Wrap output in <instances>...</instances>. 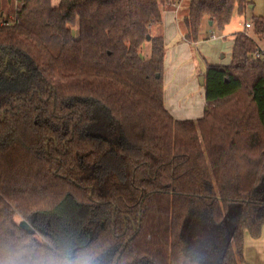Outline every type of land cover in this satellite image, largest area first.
Masks as SVG:
<instances>
[{
	"label": "trees",
	"instance_id": "1",
	"mask_svg": "<svg viewBox=\"0 0 264 264\" xmlns=\"http://www.w3.org/2000/svg\"><path fill=\"white\" fill-rule=\"evenodd\" d=\"M6 2L0 264H242L245 232L264 227V60L253 55L264 14L233 34L228 64H206L202 114L178 119L164 104V39L150 36L174 0ZM249 4L189 0L184 40ZM92 101L117 137L87 133ZM207 226L227 235L215 261L188 248Z\"/></svg>",
	"mask_w": 264,
	"mask_h": 264
},
{
	"label": "rangeland",
	"instance_id": "2",
	"mask_svg": "<svg viewBox=\"0 0 264 264\" xmlns=\"http://www.w3.org/2000/svg\"><path fill=\"white\" fill-rule=\"evenodd\" d=\"M56 1L54 0V2ZM2 3L7 12L13 10L11 3L6 2V0H2ZM184 4H188V0H185ZM250 5L242 14L236 11L233 12L231 21L225 27L226 32L236 31L244 23V20H251L252 15L264 14V0H252L253 8H250ZM182 25L181 23L179 26L180 30H183ZM70 26L72 33L77 36L78 23L76 22ZM157 27H159V30L162 29V26ZM246 30L251 33L249 29ZM223 32V29H219L216 25H209L204 19L197 43L189 45L188 50L186 48L187 54L180 56L177 62L175 56L170 55L173 51L175 52L176 48L167 44V56L163 70L164 91L167 102H171L170 105H176L175 117H179L178 119H196L200 116L198 112L194 113L190 108L193 104H196L195 101L200 97L203 90L199 78L205 72L206 64H228L230 62L232 38L230 34L225 35ZM211 34H214L215 37L212 38ZM255 38L259 45H264V40ZM177 40L179 38H174V43ZM145 52V45H143L141 55L144 56ZM171 62H174L172 66ZM91 105V122L87 128V133H94L95 135L111 138V140L113 137H117V124L111 119L106 108L99 106L94 101L91 102ZM16 220L21 222L18 217H16ZM26 224L32 228L35 226L30 223ZM187 238L189 251L208 261H215L219 258L221 255L219 248L227 241V235L224 232H217L216 228L211 226H207L206 232L192 231V233L187 234Z\"/></svg>",
	"mask_w": 264,
	"mask_h": 264
},
{
	"label": "crops",
	"instance_id": "3",
	"mask_svg": "<svg viewBox=\"0 0 264 264\" xmlns=\"http://www.w3.org/2000/svg\"><path fill=\"white\" fill-rule=\"evenodd\" d=\"M174 1L177 2V5L173 6L172 4H169L162 8L161 20L160 22L151 26L150 36L161 35L164 39L165 47H167V44H170V47L176 48L175 52L173 51L172 53H170V55L171 56L174 55L176 58L175 61L177 62L180 56H184L187 54L188 47H190L189 45L191 44H189L183 38L184 28L183 30L179 29V26L182 23L183 16L187 12L188 4L186 5L184 4L185 0H174ZM250 8H253L252 4ZM246 21L244 20V22ZM157 26H162V29L159 30V27ZM225 27L223 29L224 30L223 34L225 35L230 34L231 38L233 37V34L237 31H247L244 27V23L240 27H238L236 31H233L231 33L226 32ZM174 38H177V39L179 38V40H177V42L174 43ZM143 45H145V50H146L144 57L147 58L150 56L149 40L145 41L142 44V46L140 47V53H141V49L143 48ZM166 56H167V49L165 52L164 63L166 62ZM174 62H171L172 63L171 66L173 65ZM201 88L203 89L202 85H201ZM202 101H204V90H202L200 97L196 99L195 101L196 106L194 104L191 106L190 108L191 111L193 110L194 113L198 112V114L201 115L203 112L204 106H205V101L203 102V104H202ZM164 104L175 117L176 105L175 104L170 105L171 102H167V99L165 97V91H164ZM176 118H179V117H176ZM243 258H244V262L242 264H264V227H262L261 234L258 238H252L248 234V232H245L244 246H243Z\"/></svg>",
	"mask_w": 264,
	"mask_h": 264
},
{
	"label": "built area",
	"instance_id": "4",
	"mask_svg": "<svg viewBox=\"0 0 264 264\" xmlns=\"http://www.w3.org/2000/svg\"><path fill=\"white\" fill-rule=\"evenodd\" d=\"M172 5L173 6L177 5V2L174 1L172 3ZM244 27H245V29L251 28L252 27L251 20L244 22ZM211 37L214 38L215 35L214 34H211ZM253 55L256 58H260V59L264 60V45H259L258 42H257V47H256V50L254 51V54Z\"/></svg>",
	"mask_w": 264,
	"mask_h": 264
},
{
	"label": "water",
	"instance_id": "5",
	"mask_svg": "<svg viewBox=\"0 0 264 264\" xmlns=\"http://www.w3.org/2000/svg\"><path fill=\"white\" fill-rule=\"evenodd\" d=\"M250 7H251V5H250ZM212 22L211 21H209V24H211ZM148 38H149V36H148ZM157 76H159V74H157ZM200 84L202 85L203 84V79H204V77L203 76H200ZM25 225H27L28 226V229H30V230H32V227H30L28 224H25Z\"/></svg>",
	"mask_w": 264,
	"mask_h": 264
}]
</instances>
